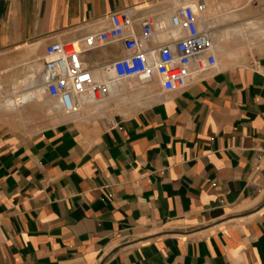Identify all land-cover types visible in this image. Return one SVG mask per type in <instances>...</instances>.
<instances>
[{"label":"crops","instance_id":"crops-1","mask_svg":"<svg viewBox=\"0 0 264 264\" xmlns=\"http://www.w3.org/2000/svg\"><path fill=\"white\" fill-rule=\"evenodd\" d=\"M188 1L0 0V264H264V53L171 91L159 77L119 81L84 104L110 118L59 115L40 90L48 44L81 42L125 8L140 35L144 18ZM240 1L246 14L223 32L201 13L217 59L237 24L264 26L262 0ZM176 36L157 31L150 47ZM124 55L117 43L83 60L105 79Z\"/></svg>","mask_w":264,"mask_h":264},{"label":"built area","instance_id":"built-area-1","mask_svg":"<svg viewBox=\"0 0 264 264\" xmlns=\"http://www.w3.org/2000/svg\"><path fill=\"white\" fill-rule=\"evenodd\" d=\"M207 10L204 1H188L177 9L168 21L144 18L142 31L134 29L136 8H125L110 15V26L81 42H53L47 45L44 78L40 90L44 97L55 98L65 114L81 111L84 97L95 103L103 102L117 82L137 78L150 82L161 79L165 91L184 88L206 71L217 67L212 33L200 28L201 13ZM176 32L172 43L152 48L155 32ZM123 44L125 55L103 66L114 69L116 75L97 79L92 68L83 60L89 50L107 45ZM257 188L256 184H253Z\"/></svg>","mask_w":264,"mask_h":264},{"label":"rangeland","instance_id":"rangeland-1","mask_svg":"<svg viewBox=\"0 0 264 264\" xmlns=\"http://www.w3.org/2000/svg\"><path fill=\"white\" fill-rule=\"evenodd\" d=\"M197 2V0H193ZM208 7L206 10L207 16H213L214 20L210 22L212 25L217 26L220 31L221 25L226 24L228 21H231L233 19L240 20L244 17L246 14L245 8V2H241L240 0H205ZM259 0H256V3ZM264 4V0H262ZM226 3L230 5V8L226 7ZM205 15V16H206ZM206 16V18H207ZM205 19V18H204ZM209 22L203 23V26H208ZM250 25L246 24V22H240L237 24L236 27H234L236 30H241V33H234L233 31H230L228 35H226V44L223 43V45H226L227 47L224 48L221 45L220 51L221 55L218 58L219 63H223L227 66H238V65H247L251 61H254L259 55L264 53V35L261 36L262 33L259 34V31L262 32L264 30V26H261L260 28H257L256 30H252L248 32V27ZM255 34L256 38H263L261 41H253L252 37L249 36V34L253 33ZM226 49L232 50V54L236 56H228L225 53ZM139 80L137 78L131 79L126 81L124 84L127 88V90L131 88H136L138 85ZM130 93V92H129ZM125 93L128 102L133 101L135 96H130L131 94ZM17 99V98H16ZM19 99V98H18ZM46 99V98H45ZM106 102H104L105 104ZM103 104V103H102ZM92 110L89 112L85 111L84 104L80 105V109L82 114L80 115L81 119L85 118H99V117H112L115 113L114 109L111 107H105L100 112L95 111V106H92ZM65 114L61 109L59 110V115Z\"/></svg>","mask_w":264,"mask_h":264},{"label":"bare ground","instance_id":"bare-ground-1","mask_svg":"<svg viewBox=\"0 0 264 264\" xmlns=\"http://www.w3.org/2000/svg\"><path fill=\"white\" fill-rule=\"evenodd\" d=\"M111 70V74H112V76H115L116 75V71L114 70V69H110ZM138 80H140V79H138ZM142 82V81H141ZM42 92V91H41ZM115 92V91H114ZM25 98L24 99H18L17 101H18V103H21V104H23L24 102H25ZM90 102H93L92 100H90L88 97H84L83 99H82V101H81V104H85V103H90ZM93 103H95V102H93Z\"/></svg>","mask_w":264,"mask_h":264}]
</instances>
